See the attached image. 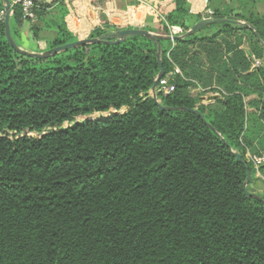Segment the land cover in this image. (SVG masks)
I'll use <instances>...</instances> for the list:
<instances>
[{"label": "trees", "instance_id": "16d2710c", "mask_svg": "<svg viewBox=\"0 0 264 264\" xmlns=\"http://www.w3.org/2000/svg\"><path fill=\"white\" fill-rule=\"evenodd\" d=\"M33 1V39L54 33L42 52L79 40L62 0ZM9 2L15 40L24 20ZM54 3L61 8L49 16ZM3 7L0 264H264V191L250 190L264 185V164L257 176L245 158L264 152V65L251 70L250 61L264 60V47L234 23L250 24L264 43L257 0H207L196 14L175 0L165 22L144 28L167 36L169 26L185 33L207 17L226 20L160 41L164 74L180 72L175 90L156 97L171 111L149 95L160 69L152 40L23 56L5 39ZM116 30L107 24L87 37ZM111 109L125 111L74 121Z\"/></svg>", "mask_w": 264, "mask_h": 264}, {"label": "crops", "instance_id": "0c3cea01", "mask_svg": "<svg viewBox=\"0 0 264 264\" xmlns=\"http://www.w3.org/2000/svg\"><path fill=\"white\" fill-rule=\"evenodd\" d=\"M45 1L53 2L55 0ZM206 1L189 0L190 12L193 14L202 13ZM174 2L175 0H62L64 9L66 10L64 16L66 28L68 29L67 22L72 24L77 29V35L74 36L69 29L68 31L79 40L87 37L89 32L94 28L104 27L107 24L117 29L157 28L160 23L158 21L159 17L155 12H160L159 16L165 18V14L169 12ZM56 5L55 3L54 5L52 4V7L48 11H52L54 14L57 13L58 8L55 10ZM257 6L264 10V0H257ZM69 13H72V15L68 16ZM78 13L83 17L81 21H78L79 19L74 17ZM17 31L16 36L20 40L19 47L37 53L42 52L40 50V43L43 44L46 38H51L54 34L50 30H42L40 33V42L37 45V41L32 37L28 21L24 20L22 26ZM211 96L209 94L208 96H203L201 102L208 104ZM247 152L251 155H258L256 153L252 154L248 150Z\"/></svg>", "mask_w": 264, "mask_h": 264}, {"label": "water", "instance_id": "95a60500", "mask_svg": "<svg viewBox=\"0 0 264 264\" xmlns=\"http://www.w3.org/2000/svg\"><path fill=\"white\" fill-rule=\"evenodd\" d=\"M2 1L4 4L3 8H4V13H5L4 18H3L5 39H6L7 43L12 47V49L15 52H17L18 54H21L23 56L26 55V56L34 57V58H38V59H46V57L54 56L58 53L66 52V50H68V49L84 47V46H87L90 44H100V43L101 44H107V45L108 44H111V45L119 44V43L123 42L125 39H127L128 36H139V37H145L146 39L152 40L155 44V48H156V51H157V54L159 57L160 69H159L158 75L156 76V80H155L152 88L150 89V95L155 100L156 104L158 105V108L160 110H165V111L177 110L178 108L163 107L160 104L159 100L156 98L157 95L159 94V92L157 91L158 80L160 79V77H162L164 75V70L162 68V59L160 57V53H161L160 41L166 40V41L170 42V41L182 40V39L190 37L191 34L196 33L197 31H199L201 28H203L205 26L211 25L212 23H218V22L226 21L224 19H212V18L207 17V18H204V19L192 24L190 26V29L187 32H185L179 36H161V35H158V34L151 32V31H147V30L140 29V28L118 29L114 32H107L106 34L102 35L99 38L87 37L86 39H80V40H77L75 42L67 43L66 45H63V46H56V47L50 48V49L46 50L45 52L37 53V52L28 51L26 49L25 50L21 49L16 44L15 40L12 37L11 30H10V24H9V19H10V14H11L10 2H9V0H2ZM234 23L241 26L244 29L252 30L256 36L257 41L260 43L261 46L264 47V43L260 39L259 34H257V32L253 26H251L250 24H248L246 22H241V21H234ZM186 111H188V110H186ZM113 112L114 113H120V111H115V110H113ZM191 112L195 113L197 116H199V118H201L206 123L204 118L201 116V114L196 109H192ZM99 116H101V114H99ZM234 157L237 160L242 161L239 153L235 152ZM246 179H247V181L243 185V190H244L246 195L252 196V194L249 193L246 189L248 182L251 180L249 174L247 175Z\"/></svg>", "mask_w": 264, "mask_h": 264}, {"label": "built area", "instance_id": "2783aa9c", "mask_svg": "<svg viewBox=\"0 0 264 264\" xmlns=\"http://www.w3.org/2000/svg\"><path fill=\"white\" fill-rule=\"evenodd\" d=\"M12 5H19L22 9V19L29 21L30 23L36 22L37 18L35 15V3L33 0H11ZM160 12H155V14L158 15V21L159 23L165 22V18L163 16H159ZM72 13H69L68 16H71ZM74 17L79 19L78 21L82 20V16L76 14ZM68 29L73 33L74 36L77 35V29L70 23L67 22ZM67 29V30H68ZM168 35L167 36H179L182 34V31L180 28L176 26H169L168 27ZM82 39H86L82 38ZM251 70L253 68H258L264 65V60L256 57L255 55L251 56ZM175 75H180V72L177 67H174L172 71H170L168 74H164L160 79L158 80L157 84V91L159 94H162L163 96L171 94L175 90ZM201 91V89H192L191 93L195 91ZM246 158L247 160L252 164L253 168L256 170L257 176L258 174V168L264 164V154L261 155H251L248 152H246Z\"/></svg>", "mask_w": 264, "mask_h": 264}, {"label": "rangeland", "instance_id": "374dc122", "mask_svg": "<svg viewBox=\"0 0 264 264\" xmlns=\"http://www.w3.org/2000/svg\"><path fill=\"white\" fill-rule=\"evenodd\" d=\"M42 1H44V0H42ZM50 1V0H49ZM58 6L59 5H56L55 6V10L58 8ZM61 8V7H60ZM60 8H58V11H59V9ZM49 12V16H51V14L53 13L52 11H48ZM183 34V33H182ZM15 41H16V44H20V40H19V38L17 37V36H15ZM37 45H38V42H37ZM40 45H41V48H40V50H44L45 49V47L47 46V43L46 42H44L43 44L42 43H40ZM35 47H37V46H35ZM198 96H200V95H198ZM208 96V95H207ZM202 98H203V96H201ZM125 111V109H121L120 110V112H124ZM113 112V110L111 109L110 110V112L109 113H107V114H102L101 116H103V117H99V114H93V115H90L89 117H76L75 118V122L77 123V122H83L84 120H86V119H89V118H91V119H98V118H105V117H107L110 113H112ZM68 125L69 124H64L63 125V127L64 128H67L68 127ZM26 134V133H25ZM31 136H36L35 134H30ZM245 158H246V155H245ZM247 159V158H246ZM250 190L254 193L256 190H259L258 192H255V193H262L263 191H264V185H263V183L260 181V180H256V182L255 183H253L252 185H250Z\"/></svg>", "mask_w": 264, "mask_h": 264}]
</instances>
